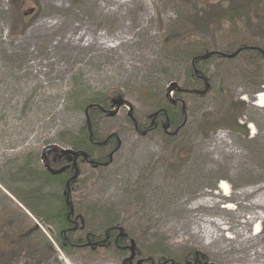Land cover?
I'll return each mask as SVG.
<instances>
[{
    "label": "rangeland",
    "instance_id": "obj_1",
    "mask_svg": "<svg viewBox=\"0 0 264 264\" xmlns=\"http://www.w3.org/2000/svg\"><path fill=\"white\" fill-rule=\"evenodd\" d=\"M226 1H0V264H196L203 256L202 264H225L217 244L186 229L195 214L188 208L203 192L253 190L245 202L264 195V107L254 105L264 91V0H254L248 19L216 25L206 47L220 57L188 85L202 34L193 16ZM42 20L55 27L44 31ZM242 45L247 50L237 52ZM176 93L184 114L174 130L154 110ZM78 96L114 106L97 122L104 138H114L103 162L72 164L68 191L83 240L63 251L56 225L36 219L8 188H21L37 168H54L52 153L69 150L88 117ZM221 137L233 157L212 148ZM219 206L234 208L229 218L241 210L238 200ZM254 212L260 219L250 234L258 230L264 241V208ZM108 227L125 236L120 243Z\"/></svg>",
    "mask_w": 264,
    "mask_h": 264
},
{
    "label": "trees",
    "instance_id": "obj_2",
    "mask_svg": "<svg viewBox=\"0 0 264 264\" xmlns=\"http://www.w3.org/2000/svg\"><path fill=\"white\" fill-rule=\"evenodd\" d=\"M253 2L254 0H227L226 2L210 5L209 9H205L202 15L197 13L193 16L195 26L199 27L202 34L196 42L198 48H195V51L192 52L189 57V87L197 85V80L207 75L206 69L211 66L209 62L211 60L216 61L218 57H220L218 54L219 52H216V48L212 47L208 50L206 47L210 33L215 29L217 32L220 30L216 25L225 18H238L244 15V17L248 19V15L252 12ZM248 25L251 26L250 21ZM185 40L186 39L177 40V45L190 41V39H187L188 41ZM205 49L208 50V54ZM242 50H247V47L242 45V47L240 46L237 49V52ZM175 99L178 100H170L169 104L164 108H158L154 111L157 116H161V125L163 124L166 128L177 130L183 124L182 115L184 112H182V108L184 105L180 93H176ZM77 100H79V108L86 112L88 117L80 132L77 135H72L69 139L67 143V148H69V150L65 151L66 153L59 151L53 152L52 155L56 161L54 168L50 166L43 169L37 168L33 173H27L26 176L20 180L23 184L21 188L13 189V187H7L14 197L21 202L36 219L46 225H56L57 233L54 236V241L63 251L69 250L70 247L76 246L83 240L76 234L77 231L74 227V221L76 219L75 208L70 192L68 191L69 182L74 177L72 164L82 158L85 161L90 160L91 164L103 162L106 158V155L103 153V148L106 143L114 138L113 135L104 138L99 131L100 127L97 123L99 121L98 118L101 119L105 111L112 110L114 106L109 105L107 101L103 99V96L95 97L94 99L78 96ZM118 101L122 102L125 101V99L119 98ZM92 106H99L100 110L92 111L89 109ZM235 106L243 109L245 104L243 102H237ZM179 108L180 110L178 111ZM235 123L237 124L236 120ZM114 142L116 143V141ZM61 158H63L64 161L61 160ZM29 164L30 163H27L26 166H29ZM20 170L21 167L18 169V176L24 172V168ZM36 181H38V183H35ZM48 186L52 188L46 190ZM108 234L111 239L114 238L115 241L118 237L119 243L122 240L121 238L125 237L124 235L116 236V228L114 227H108ZM87 237L90 239V242L94 240V235L92 233L87 234ZM114 240L113 242L115 243ZM202 259L204 260L206 258L203 256ZM203 260H197L196 264H202Z\"/></svg>",
    "mask_w": 264,
    "mask_h": 264
},
{
    "label": "bare ground",
    "instance_id": "obj_3",
    "mask_svg": "<svg viewBox=\"0 0 264 264\" xmlns=\"http://www.w3.org/2000/svg\"><path fill=\"white\" fill-rule=\"evenodd\" d=\"M1 1V0H0ZM38 26L47 31L55 27V23L49 20H42ZM101 46L102 42H98ZM254 105L264 107V91L257 94ZM250 127L255 129L254 126ZM212 148L216 152L229 153L234 156L229 144L221 137ZM213 149V150H214ZM228 149V150H227ZM219 192H203L204 200L196 202L188 208L193 214L192 223L188 225L187 233L196 238L197 241L207 239L208 245L217 244L220 258L225 264H264V241L259 237L260 231L254 230L251 234L250 225L260 219L254 210L264 208V195L253 199L245 197L253 190L243 191L240 194L230 193L227 186H219ZM229 203L238 200L241 210L232 218L225 217V212L233 211L230 206L220 207V201ZM242 210H249L251 215H245ZM203 213H197V212ZM217 216V218H216ZM194 225V228L191 227ZM224 231H232L233 236L224 234Z\"/></svg>",
    "mask_w": 264,
    "mask_h": 264
},
{
    "label": "water",
    "instance_id": "obj_4",
    "mask_svg": "<svg viewBox=\"0 0 264 264\" xmlns=\"http://www.w3.org/2000/svg\"><path fill=\"white\" fill-rule=\"evenodd\" d=\"M257 100H255V102H256Z\"/></svg>",
    "mask_w": 264,
    "mask_h": 264
}]
</instances>
